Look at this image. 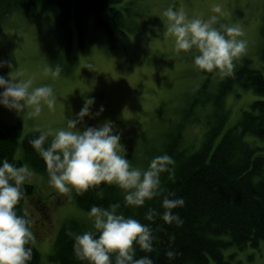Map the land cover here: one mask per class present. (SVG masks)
<instances>
[{
    "label": "rangeland",
    "instance_id": "obj_1",
    "mask_svg": "<svg viewBox=\"0 0 264 264\" xmlns=\"http://www.w3.org/2000/svg\"><path fill=\"white\" fill-rule=\"evenodd\" d=\"M214 3L221 4V13L213 12ZM169 6L183 8L189 16L207 18L215 14L220 16V22L241 27V38L247 45L240 57L250 58L251 66L264 75L260 55L264 45V0H123L103 12L113 33H100L82 46L75 27L69 44L60 35L56 12L49 14L40 8L27 15L17 11L0 27V61L12 64V68L7 64L0 67V74L8 77L18 68L25 78L33 80L34 86L51 84L57 101L54 110L45 105L36 117H24L0 105V130L19 123L24 136L38 128L64 127L67 117L75 118L85 100L94 97L92 114L85 116L78 127L82 130L90 125L98 127L105 121L113 122L114 129L121 133L125 149L122 154L127 155L133 166L145 168L146 162L149 163L146 157L163 147L166 130L181 125L180 112L188 95L204 80L217 89L228 75L200 70L193 64L192 53L175 50L174 38L165 35L163 10ZM112 8L123 12L122 24L116 20ZM237 59L234 67L238 65ZM57 64L61 66L58 76L45 72L46 66L55 68ZM257 99L264 96L254 88L234 85L224 98L228 118L215 146L225 131L239 126L243 111ZM101 105L104 110L97 115ZM213 111V106L208 105L188 119L180 135L183 147L191 150L201 145L207 130L216 124ZM244 138L253 146L264 148V137L246 134ZM14 157L34 172L26 183L35 186L38 198L27 197L24 207L34 221L33 242L40 251L41 264H60L50 255L55 251L61 226L74 218L91 229L89 210L77 204L75 190L58 192L24 160L22 138ZM224 255L231 264H264V243L259 248L249 245L243 249L229 245ZM210 264L216 263L211 259Z\"/></svg>",
    "mask_w": 264,
    "mask_h": 264
},
{
    "label": "trees",
    "instance_id": "obj_2",
    "mask_svg": "<svg viewBox=\"0 0 264 264\" xmlns=\"http://www.w3.org/2000/svg\"><path fill=\"white\" fill-rule=\"evenodd\" d=\"M121 1L0 0V27L14 12L23 11L28 15L42 8L49 14L56 12L58 31L68 40V44L75 27L82 46L88 40L96 39L100 33H113L103 12ZM112 9L116 20L122 24L123 12ZM260 55L264 62V45ZM235 63L237 67L221 80L217 89L211 88L210 83L204 80L201 86L188 95L186 105L180 112L181 125L172 131L166 130L168 133L163 147L146 157L149 162L154 156L163 153L173 157L174 163L170 169L161 174V183L167 190L184 198L185 204L174 209L183 218L182 225L168 224L159 217L155 221L145 219L149 207L163 211L160 206L161 197H155L143 206L126 205L125 190L106 182L82 192L75 191V200L83 209L90 210L93 204L107 207L119 202L121 207L118 211H122L125 216H133L142 223L152 224L158 239L153 242L154 247L150 253L137 246V257L150 255L154 264H210L211 259L216 264H231L224 255V249L229 245L243 249L249 245L259 248L264 243V148L253 146L244 138L246 134L264 137V99L255 100L251 108L244 110L239 126L225 131L215 146V140L222 133L228 118L224 98L234 85L238 83L252 87L264 96L262 71L253 68L251 59L247 57H239ZM208 105L214 108L212 116L216 124L207 130L198 148L189 150L183 147L180 144L182 127L189 118L199 113L200 108ZM22 133L19 123L0 130V158L7 157L11 162L21 165L22 161L15 160L14 155L22 138L24 160L49 179L46 162L29 143V139L39 133L33 131L24 136ZM148 164L146 162L144 167ZM30 196L31 199L38 198L35 186L25 182V194L17 205L18 214H25V199ZM86 230L89 229L77 219L65 221L50 258L60 264H88L76 257L74 237L70 234ZM172 235L174 239H170ZM28 246L33 250L28 264H41L37 246L33 241ZM169 249L176 251L174 258L166 255Z\"/></svg>",
    "mask_w": 264,
    "mask_h": 264
},
{
    "label": "clouds",
    "instance_id": "obj_3",
    "mask_svg": "<svg viewBox=\"0 0 264 264\" xmlns=\"http://www.w3.org/2000/svg\"><path fill=\"white\" fill-rule=\"evenodd\" d=\"M221 8L220 3L212 5L214 13H221ZM163 16L165 35L174 38L175 50L192 53L193 64L200 70L230 74L234 60L246 51L247 41L241 38V27L220 22L218 15L189 16L183 8L169 6L163 10ZM5 64L12 68L11 61H0V67ZM44 70L55 77L60 74L61 66H46ZM12 72L8 77L0 74V105L24 117L38 116L45 105L54 110L57 96L51 84L34 86L33 80L25 78L18 68L14 75ZM94 100L87 98L75 118L67 117L66 126L38 128L39 134L29 139L46 162L48 183L60 193L82 192L101 182L115 184L125 190V204L133 206H143L161 197L163 211L149 207L145 219L155 221L159 217L168 224L182 225L183 218L174 209L183 206L185 200L161 183V174L170 169L173 157L163 153L151 158L146 168L136 167L122 154L125 149L121 133L114 129L113 122L105 121L98 127L90 125L81 130L78 124L92 114ZM103 110L101 105L96 114ZM33 175L27 164L18 166L7 157L0 158V264H28L32 258L33 250L28 245L35 239L31 227L34 221L26 209L24 215L18 214L17 205L25 194V182ZM120 207L119 202L107 207L93 204L88 211L92 228L70 233L79 260L88 264H154L150 255H136L137 246L145 252L153 250L158 237L152 224L125 216L118 211ZM166 255L174 258L177 253L169 249Z\"/></svg>",
    "mask_w": 264,
    "mask_h": 264
}]
</instances>
